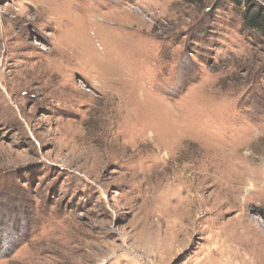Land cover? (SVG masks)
Masks as SVG:
<instances>
[{
  "label": "rangeland",
  "instance_id": "1",
  "mask_svg": "<svg viewBox=\"0 0 264 264\" xmlns=\"http://www.w3.org/2000/svg\"><path fill=\"white\" fill-rule=\"evenodd\" d=\"M256 9L0 0V264H264Z\"/></svg>",
  "mask_w": 264,
  "mask_h": 264
},
{
  "label": "trees",
  "instance_id": "2",
  "mask_svg": "<svg viewBox=\"0 0 264 264\" xmlns=\"http://www.w3.org/2000/svg\"><path fill=\"white\" fill-rule=\"evenodd\" d=\"M247 23L251 27L264 32V12L256 9L255 12H249Z\"/></svg>",
  "mask_w": 264,
  "mask_h": 264
},
{
  "label": "bare ground",
  "instance_id": "3",
  "mask_svg": "<svg viewBox=\"0 0 264 264\" xmlns=\"http://www.w3.org/2000/svg\"><path fill=\"white\" fill-rule=\"evenodd\" d=\"M195 197V196H194ZM243 224L245 223V222H242ZM246 225V224H245ZM195 229V228H194Z\"/></svg>",
  "mask_w": 264,
  "mask_h": 264
}]
</instances>
